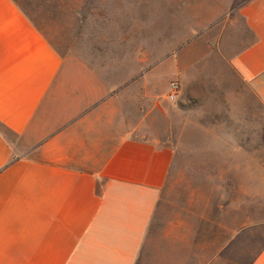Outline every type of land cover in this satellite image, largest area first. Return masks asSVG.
<instances>
[{"label": "crops", "instance_id": "0c3cea01", "mask_svg": "<svg viewBox=\"0 0 264 264\" xmlns=\"http://www.w3.org/2000/svg\"><path fill=\"white\" fill-rule=\"evenodd\" d=\"M234 2L210 12L235 11L230 66L264 104V0ZM65 67L0 0V264H227L243 219L170 205L173 148L117 129L112 97L69 86ZM246 264H264V240Z\"/></svg>", "mask_w": 264, "mask_h": 264}, {"label": "rangeland", "instance_id": "374dc122", "mask_svg": "<svg viewBox=\"0 0 264 264\" xmlns=\"http://www.w3.org/2000/svg\"><path fill=\"white\" fill-rule=\"evenodd\" d=\"M13 1L65 61L69 86L111 96L117 129L173 148L170 205L214 216L222 204L229 224L243 219L227 264H246L264 240V104L230 66L235 11L210 12L224 0Z\"/></svg>", "mask_w": 264, "mask_h": 264}, {"label": "built area", "instance_id": "2783aa9c", "mask_svg": "<svg viewBox=\"0 0 264 264\" xmlns=\"http://www.w3.org/2000/svg\"><path fill=\"white\" fill-rule=\"evenodd\" d=\"M179 92V85L176 81H172L168 85L166 100L168 102H175Z\"/></svg>", "mask_w": 264, "mask_h": 264}]
</instances>
